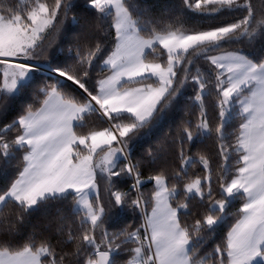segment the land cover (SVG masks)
I'll list each match as a JSON object with an SVG mask.
<instances>
[{
	"label": "snow or ice",
	"instance_id": "1",
	"mask_svg": "<svg viewBox=\"0 0 264 264\" xmlns=\"http://www.w3.org/2000/svg\"><path fill=\"white\" fill-rule=\"evenodd\" d=\"M0 264H264V0H0Z\"/></svg>",
	"mask_w": 264,
	"mask_h": 264
},
{
	"label": "trees",
	"instance_id": "2",
	"mask_svg": "<svg viewBox=\"0 0 264 264\" xmlns=\"http://www.w3.org/2000/svg\"><path fill=\"white\" fill-rule=\"evenodd\" d=\"M147 2L150 3V4L153 6V8L155 9V11H156L157 14H158L160 8L163 6V4L167 3L168 0H147ZM195 22H196V18H193L192 20H190V23H195ZM65 54H66V53H64V54H60V55H61V57H62V56L65 55ZM181 118H186V117H183L182 114H181V115H178V116L176 117L177 122H179V120H180ZM167 131H168L167 128L164 129V132H167ZM161 135H163V133H162ZM154 142H155V141H154ZM147 146H148V145H144L143 147L146 148ZM141 150H142V149H141ZM178 163H179V162L177 161V164H178ZM189 171H190V174H192V173H195V172L197 171V169H195V168H191V169H189ZM190 178H194V176H193V175H190ZM101 186H102V185H101ZM151 187H152L151 184H148V185L146 186V188H145L146 193H147L148 190L151 189ZM238 206H239V205H237V207H238ZM149 210H151V209H149ZM46 222H47V221L44 220L43 217H39V218H37V219H35V220L33 221V223L36 224L37 226L41 225L42 223H46ZM190 222H191V220H189V223H190ZM135 223H139V221L137 220V221H135ZM216 242H218V240H217ZM210 243H211V241H210Z\"/></svg>",
	"mask_w": 264,
	"mask_h": 264
},
{
	"label": "rangeland",
	"instance_id": "3",
	"mask_svg": "<svg viewBox=\"0 0 264 264\" xmlns=\"http://www.w3.org/2000/svg\"><path fill=\"white\" fill-rule=\"evenodd\" d=\"M150 211V210H149Z\"/></svg>",
	"mask_w": 264,
	"mask_h": 264
}]
</instances>
